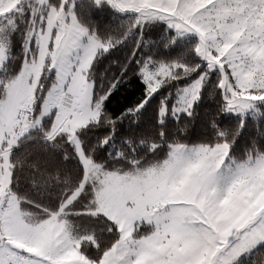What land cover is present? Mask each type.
Segmentation results:
<instances>
[{
    "label": "snow or ice",
    "instance_id": "6c2138e0",
    "mask_svg": "<svg viewBox=\"0 0 264 264\" xmlns=\"http://www.w3.org/2000/svg\"><path fill=\"white\" fill-rule=\"evenodd\" d=\"M0 264H264V0H0Z\"/></svg>",
    "mask_w": 264,
    "mask_h": 264
}]
</instances>
